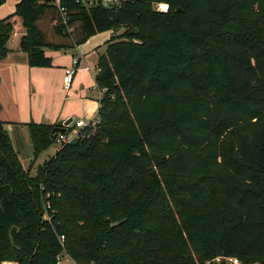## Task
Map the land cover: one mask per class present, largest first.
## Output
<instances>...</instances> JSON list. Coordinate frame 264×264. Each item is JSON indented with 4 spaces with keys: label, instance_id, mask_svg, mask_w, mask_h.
I'll list each match as a JSON object with an SVG mask.
<instances>
[{
    "label": "trees",
    "instance_id": "obj_1",
    "mask_svg": "<svg viewBox=\"0 0 264 264\" xmlns=\"http://www.w3.org/2000/svg\"><path fill=\"white\" fill-rule=\"evenodd\" d=\"M60 1L18 0L0 59L49 66L46 47L123 29L97 57L98 120L35 174L0 120V264H264V0ZM26 124L34 156L61 125Z\"/></svg>",
    "mask_w": 264,
    "mask_h": 264
},
{
    "label": "crops",
    "instance_id": "obj_2",
    "mask_svg": "<svg viewBox=\"0 0 264 264\" xmlns=\"http://www.w3.org/2000/svg\"><path fill=\"white\" fill-rule=\"evenodd\" d=\"M17 1L10 0L7 7H2L0 18L6 15V9L7 14L12 12ZM111 32L112 29L96 32L70 48L46 47L45 53L52 58L49 66L29 65L21 50H9L0 59V120L9 137L27 134L29 121L63 124L70 118L73 124L79 118L87 122L95 119L102 93L95 81L97 57L104 51ZM73 57L78 59L77 67L65 86L64 68L72 64Z\"/></svg>",
    "mask_w": 264,
    "mask_h": 264
},
{
    "label": "rangeland",
    "instance_id": "obj_3",
    "mask_svg": "<svg viewBox=\"0 0 264 264\" xmlns=\"http://www.w3.org/2000/svg\"><path fill=\"white\" fill-rule=\"evenodd\" d=\"M9 1L10 0H6L5 3H3V4L1 3L0 9L2 7H7V4L9 3ZM160 3H157L158 7L163 6V5L160 6ZM6 12H8L7 9L4 11L3 14H7ZM122 29L123 28L121 27V28H117L116 30H112L111 34H114V33L116 34V33L120 32ZM76 128H77V126L69 127L66 130L67 135L71 136L73 130ZM27 130H28V128H27ZM21 133L22 134H19L20 136L19 135L16 136L13 134L10 135L11 141H12V146L14 149L17 150V152L19 154L18 157H19V160H20V163H21L23 169L28 170V172L30 174H35L36 170H37V165L39 163H41L42 161H44L45 159L51 157L54 154V152L56 151V149L60 146L61 142H63V141H60L58 138H56L52 144H50L48 147L41 150L38 155L34 156L33 151H32L33 148H32V143H31V140L29 137V133H27V134H24L23 132H21ZM77 137H78V135L75 136L73 138V140L76 139ZM64 142H66V141H64ZM58 255H60L58 264H76L74 262V260H72L67 254L59 253ZM9 262H11V261H9ZM225 263L230 264V263H228V261H226ZM2 264H3V261H2Z\"/></svg>",
    "mask_w": 264,
    "mask_h": 264
},
{
    "label": "built area",
    "instance_id": "obj_4",
    "mask_svg": "<svg viewBox=\"0 0 264 264\" xmlns=\"http://www.w3.org/2000/svg\"><path fill=\"white\" fill-rule=\"evenodd\" d=\"M75 1L81 3V4L85 5V6L99 5L101 7L110 8V7H115V6L121 5V3L123 1H125V0H75ZM53 3L60 10H64L65 9V5L61 4L60 0H53ZM161 4L162 3H160V6H161ZM157 7H158V5H157ZM158 8L165 9L166 6L165 7H158ZM64 20H66V17H64ZM77 62H78V59L76 57H73L72 64L70 66H67V67L64 68L63 82H64L65 86H68L69 83L71 82L74 70L77 67ZM97 120L98 119L95 117V119L90 120V121L87 122V121L83 120L82 118H79V119H76L73 124H71L70 121L67 122V123H63L61 125L65 126V130H67L69 127H73V126H77V128L73 130L71 136H68L66 131H64V130L63 131H58L56 133V136H57V138L60 141L68 142L70 140H73V138L79 134V129L80 128H82L85 125L93 126L96 123ZM60 238H63V235H60ZM59 258H60V255H57V262H59ZM216 259H219V257H216ZM226 261H228V263H230V264H240V261L234 256L226 257Z\"/></svg>",
    "mask_w": 264,
    "mask_h": 264
},
{
    "label": "water",
    "instance_id": "obj_5",
    "mask_svg": "<svg viewBox=\"0 0 264 264\" xmlns=\"http://www.w3.org/2000/svg\"><path fill=\"white\" fill-rule=\"evenodd\" d=\"M71 119L69 118V119H67L64 123H67V122H69ZM63 130H65V126H61V125H56V126H54L53 128H52V138H55V136H56V133L58 132V131H63ZM223 257H221V258H219V259H215L214 260V264H223ZM254 264H260V263H258V262H256V263H254Z\"/></svg>",
    "mask_w": 264,
    "mask_h": 264
},
{
    "label": "bare ground",
    "instance_id": "obj_6",
    "mask_svg": "<svg viewBox=\"0 0 264 264\" xmlns=\"http://www.w3.org/2000/svg\"><path fill=\"white\" fill-rule=\"evenodd\" d=\"M163 5V6H162ZM162 7H165L166 5L165 4H161Z\"/></svg>",
    "mask_w": 264,
    "mask_h": 264
}]
</instances>
